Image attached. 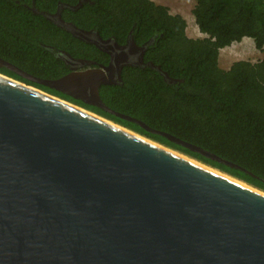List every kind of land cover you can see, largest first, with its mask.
<instances>
[{
    "label": "water",
    "instance_id": "water-1",
    "mask_svg": "<svg viewBox=\"0 0 264 264\" xmlns=\"http://www.w3.org/2000/svg\"><path fill=\"white\" fill-rule=\"evenodd\" d=\"M0 68L243 170L110 111L100 71L43 80ZM160 146L0 74V264H264V196Z\"/></svg>",
    "mask_w": 264,
    "mask_h": 264
},
{
    "label": "trees",
    "instance_id": "trees-1",
    "mask_svg": "<svg viewBox=\"0 0 264 264\" xmlns=\"http://www.w3.org/2000/svg\"><path fill=\"white\" fill-rule=\"evenodd\" d=\"M33 1L38 11L53 13L59 4L75 6L80 0ZM193 2L191 13L204 38L187 37L184 18L150 0H88L76 10L64 8L62 17L81 28L98 30L102 38L114 37L118 43L125 42L131 29L138 44L154 37L153 43L146 46L144 59L176 82L169 84L150 67H127L122 71L121 85L102 88V100L114 111L243 170L191 152L100 109L80 105L264 192V57L254 63L234 62L228 70L218 66L219 51L244 38L264 52V0ZM31 7L32 0H0V58L33 76L57 78L65 70L46 46L72 55L93 48L34 13ZM0 74L49 92L5 68H0Z\"/></svg>",
    "mask_w": 264,
    "mask_h": 264
},
{
    "label": "flooded vegetation",
    "instance_id": "flooded-vegetation-1",
    "mask_svg": "<svg viewBox=\"0 0 264 264\" xmlns=\"http://www.w3.org/2000/svg\"><path fill=\"white\" fill-rule=\"evenodd\" d=\"M84 3V2H82ZM74 6H67L65 4H59L56 8V11L53 13H45V18L49 20L51 23H53L55 26L61 28L68 34H70L72 37L76 38L80 42H82L84 45H87L92 50L88 52H75L76 55H72L69 51L55 48L53 46H46L45 48L53 55L54 58L59 59L62 62L63 70L65 72L58 76L57 78L47 79V78H40L37 76H33L26 72L27 74L43 79V80H56L59 78H62L64 76H67L69 74H79V73H88L91 71H100L104 74L105 79L109 81L107 84H100L98 87V96L101 100V102L110 110L115 113L122 114L120 112L114 111L113 109L109 108L105 102L101 98V90L105 86H116L122 84L121 74L124 68L127 67H135V68H141L144 69L146 67H150L151 65H154L153 63L149 61H145V51L146 46L148 44L153 43L154 37L150 38L147 42L143 43H136L135 40L132 37L133 30L131 29L129 31V34L125 40L124 43H118L114 37H108V38H102L99 34V31L94 28H81L73 23V21L65 19L62 17V11L64 8H69L70 10H76L77 8H74ZM79 8V7H78ZM32 9V8H31ZM55 14L54 16H52ZM49 16V18H48ZM82 38H80L79 36ZM155 66V65H154ZM17 67V66H16ZM20 69V68H19ZM153 69V68H152ZM22 70V69H21ZM23 71V70H22ZM157 71V70H156ZM25 72V71H24ZM163 72V71H162ZM160 73V72H159ZM33 83V82H31ZM35 84V83H34ZM38 86H41L39 84H36ZM30 86V85H28ZM33 87V85L31 86ZM43 88H46L44 86H41ZM36 88V87H33ZM85 90V98L88 100H91V94L89 87ZM40 91L39 88H36ZM48 91L45 93L54 96L58 99H61L67 103H70L76 107H79L81 109H84L92 114H95L89 110H87L85 107L81 105H85L88 107H94L97 109H100L96 106H91L88 104H85L81 102L80 100L73 99L65 94H62L61 92L55 91L53 89L46 88ZM53 91V92H52ZM79 103V104H78ZM81 104V105H80ZM102 110V109H100ZM104 111V110H102ZM108 113L107 111H104ZM110 114V113H108ZM97 115V114H95ZM112 115V114H111ZM98 116V115H97ZM128 116V115H126ZM100 117V116H99ZM131 117V116H129ZM102 118V117H101ZM104 119V118H103ZM136 119V118H135ZM109 121V120H108Z\"/></svg>",
    "mask_w": 264,
    "mask_h": 264
},
{
    "label": "rangeland",
    "instance_id": "rangeland-1",
    "mask_svg": "<svg viewBox=\"0 0 264 264\" xmlns=\"http://www.w3.org/2000/svg\"><path fill=\"white\" fill-rule=\"evenodd\" d=\"M150 1H153L157 5L166 6L171 14L181 15L186 22L185 32H186L187 37L192 38V39L204 38V35H202L198 31V28L195 25L194 18H193L192 13H191L193 5H194L193 0H150ZM263 57H264V52L261 53V52L257 51L254 47L253 41H251L249 39H245V41H241L239 43H234L231 46L223 48L219 51V59H220L219 68H221L222 70H228L234 62L248 61L250 63H254ZM109 122L113 123L111 121H109ZM115 125H117V124H115ZM117 126H119V125H117ZM119 127H121V126H119ZM123 129H125V128H123ZM126 130H128V129H126ZM128 131H130V130H128ZM132 133H134V132H132ZM146 140H148V139H146ZM148 141L155 143V144L160 146V144H158L156 142H153L151 140H148ZM161 147L164 148V146H162V145H161ZM166 149H168V148H166ZM171 151H173V150H171ZM173 152H175V153H177L183 157L188 158L187 156H184L183 154H180L176 151H173ZM188 159H191V158H188ZM191 160H194V159H191ZM194 161H196V160H194ZM196 162L200 163L198 161H196ZM202 165H204V164H202ZM204 166H206V165H204ZM206 167H208V166H206ZM211 169H213V168H211ZM216 171H218V170H216ZM218 172H220V171H218Z\"/></svg>",
    "mask_w": 264,
    "mask_h": 264
},
{
    "label": "bare ground",
    "instance_id": "bare-ground-1",
    "mask_svg": "<svg viewBox=\"0 0 264 264\" xmlns=\"http://www.w3.org/2000/svg\"><path fill=\"white\" fill-rule=\"evenodd\" d=\"M148 141V140H147ZM150 142V141H149ZM155 144V143H154ZM157 145V144H156ZM159 146V145H158ZM161 147V146H160ZM166 149V148H165ZM168 150V149H167ZM170 151V150H169ZM173 152V151H172ZM175 153V152H174ZM177 154V153H176ZM179 155V154H178ZM181 156V155H180ZM183 157V156H182ZM184 158H186V157H184ZM188 159V158H187ZM189 161H191V162H193V163H195V164H197V165H199V166H201V167H203V168H205V169H207V170H209V171H211V172H214L215 174H218V175H220V176H223L224 178H227V179H229V180H231V181H233V182H235V183H238V184H240V185H242V186H245V187H247V188H249V189H251V190H253V191H255V192H257V193H259V194H261V195H263L264 196V192H262V191H259V190H257V189H255V188H253V187H250L249 185H247V184H244L243 182H240V181H238V180H236V179H234V178H231V177H229V176H227V175H225V174H222V173H220V172H218V171H216V170H214V169H211V168H209V167H206V166H204V165H202V163L200 164V163H197L196 161H194V160H191V159H188Z\"/></svg>",
    "mask_w": 264,
    "mask_h": 264
},
{
    "label": "crops",
    "instance_id": "crops-1",
    "mask_svg": "<svg viewBox=\"0 0 264 264\" xmlns=\"http://www.w3.org/2000/svg\"><path fill=\"white\" fill-rule=\"evenodd\" d=\"M245 39H248V38H244L242 41H245ZM250 40V39H249ZM252 41V40H251ZM220 64V59H219V55H218V66Z\"/></svg>",
    "mask_w": 264,
    "mask_h": 264
},
{
    "label": "clouds",
    "instance_id": "clouds-1",
    "mask_svg": "<svg viewBox=\"0 0 264 264\" xmlns=\"http://www.w3.org/2000/svg\"><path fill=\"white\" fill-rule=\"evenodd\" d=\"M260 52V51H259Z\"/></svg>",
    "mask_w": 264,
    "mask_h": 264
}]
</instances>
